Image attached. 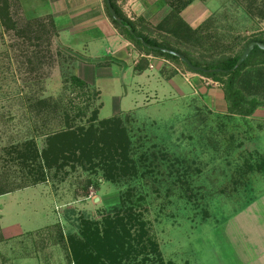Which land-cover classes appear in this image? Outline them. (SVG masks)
<instances>
[{"label": "rangeland", "instance_id": "374dc122", "mask_svg": "<svg viewBox=\"0 0 264 264\" xmlns=\"http://www.w3.org/2000/svg\"><path fill=\"white\" fill-rule=\"evenodd\" d=\"M181 10L201 21V45L163 31L146 33L189 54L210 48L205 52L214 55L235 54L244 39L264 36L256 31L264 28L257 16L264 0H192ZM61 39L47 22L25 20L13 1L0 0V188L10 190L0 194V264L32 262H22L19 253L53 264L46 252L58 247L54 254L62 251L72 262V241L82 240L77 226H102L104 216L126 206L148 222L166 264H264V170H255L264 157L256 127L264 123L238 112L213 113L197 98L160 94L158 76L132 81L140 97L117 104L113 92L121 83L107 79L100 92L89 76L84 87L71 82L82 65ZM155 60L147 67L156 72ZM111 115L125 125L142 177L114 183L101 170L63 160L61 168L44 167V181L32 184L42 178L41 160L26 161L23 153L48 148L49 133L69 125L88 131L93 117ZM88 178H100L97 188L87 185Z\"/></svg>", "mask_w": 264, "mask_h": 264}, {"label": "trees", "instance_id": "16d2710c", "mask_svg": "<svg viewBox=\"0 0 264 264\" xmlns=\"http://www.w3.org/2000/svg\"><path fill=\"white\" fill-rule=\"evenodd\" d=\"M191 1L173 0L170 13L155 29L157 31L166 29L174 39L186 44H189L190 41H195L200 45L204 43L200 27L192 29L179 16L180 10ZM110 2L115 13L121 19L120 23L116 22L106 7L111 22L139 50L146 54L162 56L183 64L187 70L192 71L178 57L160 50H153L149 46L175 50L186 56L191 64L202 68V70L194 72L213 80H219L226 99L230 102V112L249 115L258 104L264 103L255 96L251 98L245 96L246 92L250 93L253 90L263 89L264 91V50L254 46L248 57L236 66L245 47L253 41L264 44V36L254 34L244 39V41L246 40L245 43L235 54L214 55L213 53H206L205 51L210 48L201 51L195 49V53L189 54L173 47L168 41L158 42L141 33L136 29L134 23L122 14L114 0H110ZM246 12L252 14L249 7L246 8ZM257 16L261 21H264V12H259ZM143 42L148 46L144 45ZM257 56L260 57V60L253 62ZM254 64H257L255 70L248 69L249 65L253 66ZM216 77H227V79L224 82ZM70 80L77 86H86V82L79 76L71 75ZM262 95L264 96V94ZM95 119L93 117V121L89 123L88 131L83 127L74 128L69 125L67 129L47 134V139L51 140L48 148L42 150L33 148L30 156L23 153L22 157L26 161L31 157L32 161L41 160L38 162L37 168H39L38 175L42 178L41 180H34L32 184L44 181V167L56 166L61 168L64 163L63 160L80 163L88 169L101 170L103 171L102 177L114 183L120 182L122 178L129 181L138 177L139 174L141 177L144 175L143 172H137L139 167L132 158L131 139L119 116L111 115L100 120ZM94 121L97 123L95 124ZM17 149L18 147H16ZM255 170L263 173L264 157H261V162L257 163ZM99 181L100 178L96 180L88 178L87 185L97 188ZM8 191L10 190L4 191L0 188V194ZM132 209L130 206H126L125 209L114 208V214H108L102 218V226H99L97 221L91 222L92 225L89 223L86 227L77 226L82 240L72 241L71 259L73 264H166L156 240L150 234L151 229L148 222L140 216L138 217ZM70 262L69 264H72Z\"/></svg>", "mask_w": 264, "mask_h": 264}, {"label": "crops", "instance_id": "0c3cea01", "mask_svg": "<svg viewBox=\"0 0 264 264\" xmlns=\"http://www.w3.org/2000/svg\"><path fill=\"white\" fill-rule=\"evenodd\" d=\"M11 1L25 20L31 19L34 22L43 20L50 24L54 36L62 38L61 44L71 50L70 53L80 61L82 66L79 69L82 72L79 77L84 81H87L85 76H89L93 84L98 86L100 92H102L100 86L105 85L107 79L117 82L114 84L121 83L118 91L113 92L117 93V104L130 101V98L135 101L140 97L137 94L133 95L131 87L135 82L132 81L148 82L158 76L161 80L159 90L157 88L158 92L165 91L170 97L197 98L207 110L213 113L226 114L230 112V102L226 99L222 85L217 81L197 72L189 71L184 66H178L176 62L165 57L163 58L166 62L162 61V63L155 57L158 61L154 59V65L156 67L159 65L158 71L148 69L150 54L139 50L113 25L106 12L105 0ZM172 1L114 0L122 14L134 23L138 31L141 29L140 32L145 35H148L147 31H156L155 27L170 13ZM180 11V18L192 29L200 27L201 21L199 22L198 18L186 17L184 11ZM259 30H264V28L260 27L256 31ZM162 31L169 34L166 29ZM149 85L153 84L149 82ZM257 99L264 101V96L261 95ZM246 117L250 121L264 123V103L258 104ZM256 134L260 138L262 135L264 136V125L260 129L256 127ZM50 249L46 252V256L52 257L53 255L56 260V263L53 264H69L66 254L63 255L62 251L60 254H54L58 253L59 247ZM52 249L56 252H53ZM18 255H23L25 259L22 262L25 263H28L27 260L32 261L30 264L39 262L36 259L39 255L36 253H19ZM62 260L64 263H61ZM44 264H49V262H44Z\"/></svg>", "mask_w": 264, "mask_h": 264}, {"label": "water", "instance_id": "95a60500", "mask_svg": "<svg viewBox=\"0 0 264 264\" xmlns=\"http://www.w3.org/2000/svg\"><path fill=\"white\" fill-rule=\"evenodd\" d=\"M105 4H106V7H107V10L109 11L111 17L118 23L121 22V19L117 16V14L115 13L113 7L111 6V2L110 0H105ZM144 45L148 46L145 42H143ZM254 46H257L259 47L260 49L264 50V44L261 43V42H257V41H253V42H250L246 47L245 49L243 50L241 56L239 57L237 63H236V66H238L239 64H241L249 55V53L251 52V50L254 48ZM150 48H152L153 50H160L162 52H165V53H169L171 55H174L176 57H178L182 62H184L192 71H196V70H202L201 67H198V66H194L193 64H191L190 60L182 55L181 53L175 51V50H172V49H169V48H165V47H160V46H149Z\"/></svg>", "mask_w": 264, "mask_h": 264}, {"label": "built area", "instance_id": "2783aa9c", "mask_svg": "<svg viewBox=\"0 0 264 264\" xmlns=\"http://www.w3.org/2000/svg\"><path fill=\"white\" fill-rule=\"evenodd\" d=\"M150 59H155V57L153 55H149ZM152 66V65H150Z\"/></svg>", "mask_w": 264, "mask_h": 264}]
</instances>
